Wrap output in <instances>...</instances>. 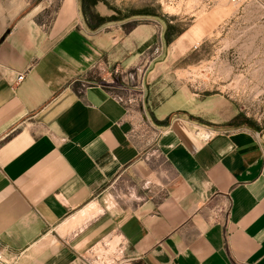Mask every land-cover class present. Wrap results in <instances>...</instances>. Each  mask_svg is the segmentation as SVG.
<instances>
[{"label": "crops", "instance_id": "crops-1", "mask_svg": "<svg viewBox=\"0 0 264 264\" xmlns=\"http://www.w3.org/2000/svg\"><path fill=\"white\" fill-rule=\"evenodd\" d=\"M41 11L0 0L5 263L94 264L109 243L133 264H264V136L184 88L151 112L143 88L138 113L94 70L147 29L124 40L65 0L47 32Z\"/></svg>", "mask_w": 264, "mask_h": 264}, {"label": "rangeland", "instance_id": "rangeland-1", "mask_svg": "<svg viewBox=\"0 0 264 264\" xmlns=\"http://www.w3.org/2000/svg\"><path fill=\"white\" fill-rule=\"evenodd\" d=\"M79 1L84 9L85 0ZM64 3L26 0L27 9L42 10L38 18L47 32ZM91 11L100 14L89 15L92 25L104 21L124 40L131 38L135 25L149 32L148 41H139L136 49L122 44L115 66L94 70L97 81L118 87L138 113L144 112L143 88L145 100L150 98L148 112L184 88L203 104L207 97L218 106L226 101L235 114L234 125L245 122L264 136V0H99ZM131 55L135 64L126 66L125 58ZM196 118L210 122L212 117ZM108 244L100 247L105 253L98 248L100 254H89L92 263L107 258L105 264H133ZM0 264H6L1 255Z\"/></svg>", "mask_w": 264, "mask_h": 264}, {"label": "trees", "instance_id": "trees-1", "mask_svg": "<svg viewBox=\"0 0 264 264\" xmlns=\"http://www.w3.org/2000/svg\"><path fill=\"white\" fill-rule=\"evenodd\" d=\"M99 2V0H85V8L89 9H85V13H87L88 17L89 15L93 17V15H96L98 18L100 17V14L97 12H92L91 8H93L97 3Z\"/></svg>", "mask_w": 264, "mask_h": 264}, {"label": "built area", "instance_id": "built-area-1", "mask_svg": "<svg viewBox=\"0 0 264 264\" xmlns=\"http://www.w3.org/2000/svg\"><path fill=\"white\" fill-rule=\"evenodd\" d=\"M24 78V73H20L19 75H18V81H20V80H22ZM120 98L121 99H123V97L122 96H120ZM95 251H98V250H95ZM1 255V254H0ZM2 256V255H1ZM107 257V256H106ZM107 260V258H105V260H103V258H102V260H101V262L100 263H98V264H105V261ZM107 262V261H106Z\"/></svg>", "mask_w": 264, "mask_h": 264}, {"label": "bare ground", "instance_id": "bare-ground-1", "mask_svg": "<svg viewBox=\"0 0 264 264\" xmlns=\"http://www.w3.org/2000/svg\"><path fill=\"white\" fill-rule=\"evenodd\" d=\"M167 9H168L169 11H173V10H174L173 6H172V7H171V6H168ZM212 17H213V15L211 14V15H209L208 19L211 20ZM100 250H103V252L105 251V249H100ZM100 250H98V253H99ZM100 252H101V251H100ZM106 252H107V251H106ZM104 253H105V252H104ZM99 254H100V253H99Z\"/></svg>", "mask_w": 264, "mask_h": 264}]
</instances>
